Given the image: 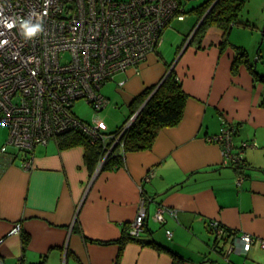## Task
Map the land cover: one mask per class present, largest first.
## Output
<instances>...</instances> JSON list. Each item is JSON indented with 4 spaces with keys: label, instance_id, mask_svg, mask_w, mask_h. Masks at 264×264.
<instances>
[{
    "label": "crops",
    "instance_id": "obj_1",
    "mask_svg": "<svg viewBox=\"0 0 264 264\" xmlns=\"http://www.w3.org/2000/svg\"><path fill=\"white\" fill-rule=\"evenodd\" d=\"M191 15V28L173 21L164 37L177 26L189 33ZM223 35L208 27L202 43L182 53L175 66L189 94L182 119L160 130L151 149L128 153L122 166L94 176L98 167H88L82 146L60 150L54 139L35 148L29 168L17 149L0 152L1 264H264V85L244 64L233 72L235 51L231 42L221 49ZM154 52L162 56L154 50L138 71L120 74L127 104L166 72ZM224 125L232 129L233 152L249 142L248 167H234L214 140ZM142 195L146 228L121 245ZM159 207L166 208L163 221ZM212 219L233 232L218 237ZM243 233L255 237L248 251L236 242Z\"/></svg>",
    "mask_w": 264,
    "mask_h": 264
},
{
    "label": "built area",
    "instance_id": "obj_2",
    "mask_svg": "<svg viewBox=\"0 0 264 264\" xmlns=\"http://www.w3.org/2000/svg\"><path fill=\"white\" fill-rule=\"evenodd\" d=\"M187 1L0 0V42H5L0 44V126L8 127L0 152L17 149L23 154L22 167L29 168L35 148L59 133L76 126L95 133L97 126H87L72 112L75 101L84 98L104 107L108 99L102 86L129 68L138 71L172 22L185 19ZM25 25L36 28L35 34L25 35ZM232 137V129L224 125L214 140L223 145L226 160L236 164L249 142L233 152ZM146 204L142 195L129 228L135 237L144 229ZM165 209L158 208L156 219L164 220ZM210 225L218 237L225 235L219 220ZM254 240L243 233L236 242L248 251Z\"/></svg>",
    "mask_w": 264,
    "mask_h": 264
},
{
    "label": "trees",
    "instance_id": "obj_3",
    "mask_svg": "<svg viewBox=\"0 0 264 264\" xmlns=\"http://www.w3.org/2000/svg\"><path fill=\"white\" fill-rule=\"evenodd\" d=\"M244 7L245 0H200L197 2L186 11L187 13H196V25L210 9L196 32L197 38L195 41L197 44L200 45L202 43L205 31L211 26H217L224 32L220 46L222 50L226 45L231 44L228 40V35L234 26H251L248 19L245 21L243 20L244 16L242 17V14ZM186 36H188V34ZM184 40L183 38L182 43L178 47L179 49L182 47ZM231 45L235 51L232 66L233 72H237L238 65L244 64L254 79L264 85V72L258 70L256 64L252 62L247 49L242 45L233 43ZM172 61L167 63V70L159 81L144 87L143 90L132 99L130 104H128L129 113L127 117H125L120 124H117L115 128L104 131L100 126H97V131L92 134L81 126L69 128L54 137L58 149L65 150L76 146H82L85 150V158L88 167L93 168L94 165L98 167L105 159L102 169H114L122 166L126 155L130 152L151 149L160 130L180 122L184 115L186 102L189 97L176 69L173 68L170 70ZM142 63H140V65ZM146 100V104L135 120L128 125L129 119L138 111ZM89 103L95 109H103V107L96 108L91 102ZM260 105L264 107V90ZM72 110L80 122L85 123L87 126H92L89 122L78 116L73 108ZM243 142L244 141H242V143ZM235 163L236 164L233 165L237 169H244L249 166L245 156H241ZM92 172H94V170ZM210 223L211 220L208 224L209 229L214 230ZM222 226L225 232H233V229L225 225ZM145 228L146 226L144 225V229ZM138 237L139 236L135 237L131 235L129 231H127L125 235H122L118 239V242L123 245L129 240H137ZM153 244L159 249H165L171 252L174 251L154 239ZM224 264L228 263L225 262ZM231 264H233L232 261Z\"/></svg>",
    "mask_w": 264,
    "mask_h": 264
},
{
    "label": "rangeland",
    "instance_id": "obj_4",
    "mask_svg": "<svg viewBox=\"0 0 264 264\" xmlns=\"http://www.w3.org/2000/svg\"><path fill=\"white\" fill-rule=\"evenodd\" d=\"M190 1L186 2L187 10L196 4V2H194L195 0H192V2ZM191 14L192 13H188L185 18L186 20L181 22L189 23L190 28L194 23V16ZM243 16V20L245 21L248 19L251 26H234L228 35V40L233 44L244 46L249 53L250 59L252 62H254V64H256L258 70L264 72V0H245V7L242 17ZM176 21L178 20H175L173 25ZM181 30L182 29H179L178 26L174 29L172 28V30L169 32V35L167 37L165 36L163 42L155 48L156 50L159 47L158 49L162 53V56L159 58V54L154 52L158 57V61L156 62L157 65H165L168 62H171L173 59L175 60L185 43L188 42L191 37V33L189 36H183ZM187 30H189V28L186 29L185 32H188ZM183 38L185 39L184 43L176 56V52L179 45L182 43ZM196 38L197 37L195 34L189 46L193 43H197L195 41ZM174 60L172 61V65ZM175 66L173 68H175ZM119 76L120 75H117L115 79L106 82L101 89L103 94L108 97H106L108 102L103 107V109H95L87 99H77L73 109L78 114V116L89 122L92 126H100V128L104 131H109L115 128L117 124H120L124 118L127 117L129 113V107L125 99V93L123 92L124 87L119 85ZM134 116L135 114L132 115V118ZM135 118L132 120H135ZM130 120L131 118L129 121ZM7 136L8 127L0 126V144L6 142ZM51 142H53V140H51Z\"/></svg>",
    "mask_w": 264,
    "mask_h": 264
},
{
    "label": "water",
    "instance_id": "obj_5",
    "mask_svg": "<svg viewBox=\"0 0 264 264\" xmlns=\"http://www.w3.org/2000/svg\"><path fill=\"white\" fill-rule=\"evenodd\" d=\"M210 8H211V7H210ZM209 10H210V9H209ZM209 10L204 14V16L201 18V20L199 21V23L196 25V27H195L194 30L192 31V33H191V35H190V36H191L190 39L188 40L187 43H185V45H184L183 48L181 49L180 53L178 54V56H177L176 59L174 60L173 65L171 66L170 70L173 69V67H174L175 64L178 62V60H179L180 56L182 55V53L188 48L189 44L192 42L193 37L195 36V34H196V32H197V30H198L200 24L202 23L203 19L205 18V16H206L207 13L209 12ZM148 99H149V98H148ZM148 99H147V100H148ZM147 100H146V101L143 103V105L138 109V111L135 113V116H134L133 118L131 117V120L129 121L128 125L133 121L132 119H134V118L139 114V112L142 110V108H143L144 105L146 104ZM104 162H105V159H104V161H102V162L100 163V165L98 166V169H97L96 174H95L94 176H96V175L100 172V170L103 168V164H104Z\"/></svg>",
    "mask_w": 264,
    "mask_h": 264
},
{
    "label": "clouds",
    "instance_id": "obj_6",
    "mask_svg": "<svg viewBox=\"0 0 264 264\" xmlns=\"http://www.w3.org/2000/svg\"><path fill=\"white\" fill-rule=\"evenodd\" d=\"M37 31L36 28H28L26 25H25V35H28V34H35V32ZM2 43H5V42H0V44Z\"/></svg>",
    "mask_w": 264,
    "mask_h": 264
},
{
    "label": "bare ground",
    "instance_id": "obj_7",
    "mask_svg": "<svg viewBox=\"0 0 264 264\" xmlns=\"http://www.w3.org/2000/svg\"><path fill=\"white\" fill-rule=\"evenodd\" d=\"M189 1H190V0H189ZM186 10H187V9H186ZM187 14H188V13L186 12V15H187ZM185 18H186V17H185ZM182 21H183V20H182ZM198 23H199V22H198ZM198 23H197V24H198ZM171 26H172V24H171ZM171 26H170V27H171ZM170 27H169V28H170ZM194 27H196V23H195ZM194 27H193V29H192L189 33H187L188 36H189V34L192 33V31L194 30ZM167 29H168V28H167ZM167 29H166V31H167ZM166 31H165V33H166ZM187 34H185V35H187ZM164 35H165V34H164ZM163 40H164V37H163ZM163 40H162V41H163ZM161 43H162V42H161Z\"/></svg>",
    "mask_w": 264,
    "mask_h": 264
}]
</instances>
